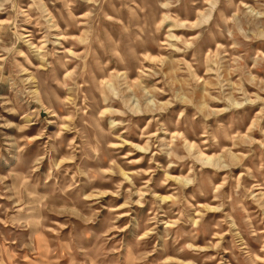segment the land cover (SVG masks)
<instances>
[{"label":"clouds","instance_id":"1","mask_svg":"<svg viewBox=\"0 0 264 264\" xmlns=\"http://www.w3.org/2000/svg\"><path fill=\"white\" fill-rule=\"evenodd\" d=\"M0 264H264V0H0Z\"/></svg>","mask_w":264,"mask_h":264}]
</instances>
